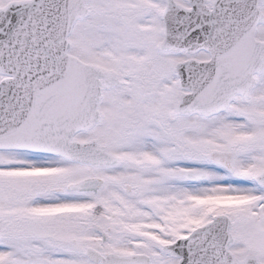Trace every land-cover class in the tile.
<instances>
[{
	"label": "snow or ice",
	"instance_id": "6c2138e0",
	"mask_svg": "<svg viewBox=\"0 0 264 264\" xmlns=\"http://www.w3.org/2000/svg\"><path fill=\"white\" fill-rule=\"evenodd\" d=\"M0 264H264V0H0Z\"/></svg>",
	"mask_w": 264,
	"mask_h": 264
}]
</instances>
